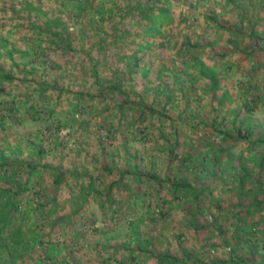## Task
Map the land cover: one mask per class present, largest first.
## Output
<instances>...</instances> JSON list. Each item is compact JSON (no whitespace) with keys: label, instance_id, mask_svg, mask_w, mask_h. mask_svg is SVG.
Returning a JSON list of instances; mask_svg holds the SVG:
<instances>
[{"label":"rangeland","instance_id":"rangeland-1","mask_svg":"<svg viewBox=\"0 0 264 264\" xmlns=\"http://www.w3.org/2000/svg\"><path fill=\"white\" fill-rule=\"evenodd\" d=\"M136 1L0 0V64L13 76L0 75V170L12 191L26 185L14 216L23 222L21 241L37 240L12 247L9 232H0V264L14 248L21 253H13L14 264H169L158 255L166 250L179 258L187 251L180 264H234L231 251L264 264V169L254 161L264 153L257 141L264 133V0H149L153 12L167 11L156 32L146 31L139 7L147 0ZM101 5L112 11L101 15ZM46 22L67 42L49 34ZM141 104L155 112L141 113ZM246 130L252 134L240 137ZM104 165L142 175L126 173L113 186L114 210L93 191L76 217L55 218L70 207L47 203L51 168L67 173L57 197L75 205L91 178L99 191L117 178ZM243 167L252 178L239 188ZM148 173L188 178L198 198L173 199L167 183ZM255 176L261 191H249ZM241 197L244 204L262 198L261 208L243 210ZM236 210L258 227L256 254L246 236L234 241L232 223L242 224ZM51 245L61 248L52 259Z\"/></svg>","mask_w":264,"mask_h":264},{"label":"trees","instance_id":"trees-1","mask_svg":"<svg viewBox=\"0 0 264 264\" xmlns=\"http://www.w3.org/2000/svg\"><path fill=\"white\" fill-rule=\"evenodd\" d=\"M85 1L86 2L89 1V3H90V1H93V0H85ZM140 1L141 0H137L136 2L141 3ZM156 1H158V0H156ZM137 5L138 4H135V6H133V7L131 6V7L134 8ZM105 7H107L106 10L112 11V7L111 6H105ZM105 7H103L102 5L99 6L98 12L101 15H103L105 13V11H103V9H105ZM139 7L142 10L144 18H146L148 23H149V28L146 31H148V32H156L159 29L160 24H162L160 22V20L167 16V11H166L165 7L161 8V9L158 8L157 12L155 13V12H153L154 5H150V1L149 0H147V5L146 6L140 4ZM35 14H37V12H35ZM100 14H99V17L102 18L100 16ZM238 16L241 19V21L246 20L247 17H246V13L243 11V8H241V13H239ZM27 20H29V18H27ZM46 23H47L46 25L51 28V30H48L49 34L53 33V35L55 37L58 36V37H60V39L62 41H64L65 43L67 42V38H65L64 35L59 33V31L55 30L56 27L54 26V24L51 26V23H49V22H46ZM56 29H58V28H56ZM66 34H67V37H68L69 33L66 32ZM256 37L258 39H260V36L256 35ZM53 42H54V40H53ZM198 68H199V71L203 73L204 67L202 66L201 63H199V67ZM5 71L6 70L0 64V75H1L2 79H4V80L13 79V76L10 73H7ZM212 78H213V79H211L212 80V84L216 85V81H217L216 78L215 77H212ZM141 105H142V107H144V108H141V113H143L142 111H144V109H148L150 113H154L155 112L151 107H148L145 104H141ZM122 107L124 108V106H122ZM238 134H240V132H238ZM251 134H252V132L250 130H246L245 134H243L240 137L247 138L246 135L250 136ZM257 141H259L261 143H264V133H261L257 137ZM254 161L257 162V164L259 166L258 167L259 171L262 172L263 169H264V153L262 154V156L260 158L254 160ZM203 163H204V161L202 160V164ZM103 167H104L103 170L106 171L107 174H116L117 178L115 180L109 182L108 184H106L104 186V190H100V191L95 186L96 184H95L93 178H91V180L89 182L88 189L84 188L83 186L80 187L81 194L79 195V198H81L82 200H80L81 201L80 205L76 203L75 205L71 206L72 209L74 208V212L75 211L77 212L81 208V206L87 201L88 196L90 195V193L93 192V191H95V192L98 191L96 193L103 192L105 197L107 198V201L109 202V207L112 210H114V208H113L114 207V202L111 200V195H110L113 186L116 185V184L119 185L120 182H122V180L124 179V176H125L126 173H133L135 175H142V173L139 172L137 169L129 170V169L121 168L118 172H116L108 165H104ZM34 169H35V166H29V171H27L28 176L32 173V171ZM51 169H52L51 171H55L53 173L54 174L53 184L61 186L62 183H64V178H65V175L67 173L65 172V170L59 169V167H57V168L52 167ZM242 169H243V172L238 176L239 181H240V182H238L239 188H243L244 187V180H245L246 177L247 178H250V177L252 178V176L248 173V171L245 169V167H243ZM6 174H7L6 170H0V177H3L2 179L4 181L7 180V184L3 183V185H2L3 188H0V195H5L6 196L5 202H3L2 205H0V232H9L8 235H9V239L11 240L12 247L18 246V245H22L23 243L27 244V245L29 243H33V242L35 243V241L37 242V240L32 242V240L28 239V238H24L26 241L25 240L21 241V237L23 238V236H22L23 222L20 219H17V222H16L15 221L16 218L14 216V214L19 211V205H20L19 197H20L21 192L24 191V190L28 191V189H27L25 184H21V183L16 185L19 188V190H17V191L16 190L12 191L11 190L12 188H9V187L7 188V186H9L10 184H8L9 176H7ZM15 174L12 173V176H14ZM143 175L146 178H148V179H156V180H158L161 185L164 182L167 183V185L169 186L170 194H171L173 199H180V198H184L185 196H192V197H195V198L197 197L198 198V193L195 190L194 185L189 182L188 178L186 179V178H176V177H172V178H169V177H165V178L154 177L153 174H151V173L143 174ZM10 179H12V178H10ZM254 181L255 182L253 183V185L249 186V188H250L249 191H253L255 189L258 190V191H261L263 189L262 188L263 187L262 180L259 178V176H255ZM18 191L20 192L19 194L17 193ZM262 201H263V199L260 198L258 201H255L254 203L244 204L243 200H242V197H241L239 199V201H237V205L239 207L243 208V210L245 208H247L249 210V212H251V209H253V208H258V209L261 208L260 206L262 204ZM42 206H44V205H41V207ZM239 212H240V210H236L235 211V217L236 216L240 217L238 219H239V221L242 222V224L241 225H237L235 223V221L232 223V225H234V227H233V230L231 229V231L235 232L234 233V238H235L234 241H235V243H238V242H240V237H239L240 235L241 236H246L247 239L245 238L246 239L245 243L249 244V250H251V252H252L251 255L256 254V253L259 252V250H258V245L259 244L256 241V240H259V237H256V235H255L258 227H257L256 223L250 221L249 212L246 213L245 217L242 215V211L240 212L241 214ZM189 213H191L194 216L193 211H189ZM5 221L8 224L9 228H5L6 227ZM262 223H264V219L263 218H262ZM49 224H51V223H49ZM212 225H213L215 230L220 235H222V232L226 231V229H224L225 231L222 230L221 224L218 222V219H216L215 217H214V222L212 223ZM50 228H51V226H50ZM260 232H264V224L262 226V229L260 228ZM134 233H136V231H134ZM34 234L37 237V233L34 232ZM226 243L229 245V247L231 246V244L228 241H226ZM2 246L4 247V244L0 243V247H2ZM6 246L8 247V245H6ZM67 248L71 249L69 246H67ZM60 249L61 248L57 249L54 246L50 247L49 251H48V258L52 259L54 257V255L59 254L60 253L59 252ZM229 251H231V249H229ZM232 252L233 251H231V253H230L229 260L231 262H233L234 264H238V263H240V261L241 262L243 261L246 264H254L253 263L254 260L250 262L248 259H245L242 256L235 257L232 254ZM13 253H17V255H21V253H19L17 251V249L14 248L12 254L8 253V260H7L8 264H14V261H13L14 260V255H13ZM158 255H159V258L161 260H163V261H165V263L167 262L169 264H180L181 261L182 262L184 261V257H187V256L190 257V254L187 251H184L183 258H179L178 256L171 254L170 251H168V250H166L164 252H160V253H158ZM260 259L264 260V251L261 253ZM36 264H43V263L41 261H37Z\"/></svg>","mask_w":264,"mask_h":264},{"label":"crops","instance_id":"crops-1","mask_svg":"<svg viewBox=\"0 0 264 264\" xmlns=\"http://www.w3.org/2000/svg\"><path fill=\"white\" fill-rule=\"evenodd\" d=\"M14 150H15V148H14ZM59 187L60 186L53 184V189H52L53 192H52L51 196L48 198V200H47L48 202L47 203L48 204L58 203V204H62L61 206L66 205V206H68V208L70 207L69 209H67L68 212H70V213L68 214L67 211H66V209H64L65 207H62L60 210H65L66 212L65 211H63L64 213L63 212H60V214L55 217V218H58V220L63 219V218L66 219V218H69V217H76L79 213L82 212V210H85L86 209V206L88 204H90V201H89V198H88L87 201L81 206V208L77 212L76 211L74 212V208L73 209L71 208V206H73V205H69V203H68L69 200H66L67 201V204H64V202L63 201H60V199L57 197L56 192L59 189ZM78 202H79V205H80L81 204V201L79 200ZM43 205L45 206V203H43ZM42 217L45 218V215H43Z\"/></svg>","mask_w":264,"mask_h":264}]
</instances>
